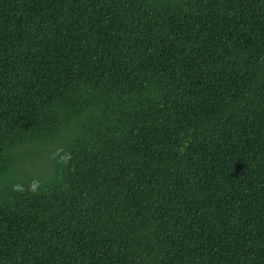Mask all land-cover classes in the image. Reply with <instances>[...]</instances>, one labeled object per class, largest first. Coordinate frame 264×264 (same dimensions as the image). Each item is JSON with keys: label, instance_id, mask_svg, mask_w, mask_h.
<instances>
[{"label": "trees", "instance_id": "1", "mask_svg": "<svg viewBox=\"0 0 264 264\" xmlns=\"http://www.w3.org/2000/svg\"><path fill=\"white\" fill-rule=\"evenodd\" d=\"M0 264H264V0H0Z\"/></svg>", "mask_w": 264, "mask_h": 264}, {"label": "clouds", "instance_id": "2", "mask_svg": "<svg viewBox=\"0 0 264 264\" xmlns=\"http://www.w3.org/2000/svg\"><path fill=\"white\" fill-rule=\"evenodd\" d=\"M70 159H71V156L70 155H66V157L64 158V162L67 163ZM15 190L24 191L25 189L21 185H16L15 186ZM28 190L33 192L34 194H39V190H40L39 182H33V184L29 187Z\"/></svg>", "mask_w": 264, "mask_h": 264}, {"label": "rangeland", "instance_id": "3", "mask_svg": "<svg viewBox=\"0 0 264 264\" xmlns=\"http://www.w3.org/2000/svg\"><path fill=\"white\" fill-rule=\"evenodd\" d=\"M46 161H47L46 158H44V159H43V162H46ZM40 164H41V162L39 163V165H40ZM42 164H43V163H42Z\"/></svg>", "mask_w": 264, "mask_h": 264}]
</instances>
